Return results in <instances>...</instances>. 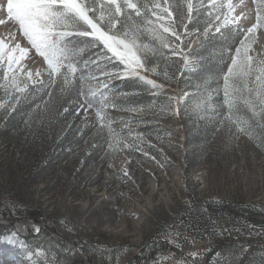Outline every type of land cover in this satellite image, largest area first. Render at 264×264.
Returning a JSON list of instances; mask_svg holds the SVG:
<instances>
[{
	"label": "rangeland",
	"instance_id": "1",
	"mask_svg": "<svg viewBox=\"0 0 264 264\" xmlns=\"http://www.w3.org/2000/svg\"><path fill=\"white\" fill-rule=\"evenodd\" d=\"M89 2L95 3V0ZM118 2L123 3V0ZM230 2L234 11L227 16V22L225 13L228 9L221 5H226L228 0H215L216 7L212 6L213 0L207 3L205 0H191L192 12L207 7L206 15L215 17L211 28L218 24H233L232 19L242 12L244 15L241 16L239 24L243 25L245 30L257 22L258 0ZM100 3L105 5L106 24L107 0H100ZM155 3H159L162 8L168 7L173 14L172 19L176 21V30L183 34L184 28L180 21L188 15L186 0H167L166 5L165 0H151L148 8H152ZM96 6L98 11L95 15L98 17L100 4ZM162 8L158 11L165 17L163 21H156L151 12L150 15L156 28L169 34L163 30L164 27L170 26V21ZM180 8L183 17H180ZM216 16H220V19L216 20ZM184 23L187 24L188 21L184 20ZM11 29L16 33L21 45L29 47V56L34 57L24 61L25 72L31 70L33 78L37 79L35 72L40 70L38 79L43 81L47 77V64L43 62L42 57L35 54L26 39L20 38L21 34L16 31L14 24L10 22L7 27L0 25V39L5 38ZM127 37L128 41L129 37L133 40L138 38L137 34H128ZM183 39V53L175 56L183 57L187 71L198 64V58L189 54L196 46L198 37H192L188 32ZM7 43L8 40L5 39V44ZM75 46L81 48L78 41ZM136 46L139 51L137 47H133L132 51L140 58V51L146 49V45L138 41ZM94 51L95 49H91L92 53ZM249 55L254 57L252 70H245L247 74L244 75L243 82L236 86L233 82L232 86L236 88L242 84L244 94L256 86V76L261 75V69L264 68V27L257 28ZM90 69V64L87 68L82 67V70ZM142 74L148 80L152 78L149 74ZM17 82L21 87H24L25 83L27 86L32 84L23 75ZM5 86L8 92L14 91L11 78L6 80L0 70V88L6 94ZM216 88L219 87L215 86L207 99H201V105L205 109L204 119L213 126L214 132L205 145L202 148L197 147V152L191 153L188 159V149L183 146L185 131L176 115L178 104L169 98L175 97L181 105L185 103L189 91L176 89L171 92L165 88L163 92L169 94L166 106L158 109L157 117L152 116L155 122H147L152 134L149 136L126 129L124 140L121 146L115 149L114 156L110 139L107 146L103 147L101 155L104 159L107 154V163L104 166L98 164L100 156L86 164L83 156L87 155L88 147H83L77 153L70 152L71 167H47L39 171L36 166L44 160L47 161L54 149L47 151L41 142L34 148L20 149L24 131L12 125L3 126L5 132L0 135V218L15 214L19 208H38L55 222L60 235L89 241L101 264H126L127 257L136 254L139 247L151 237L155 238V229L156 237H167L170 242H177L181 252L188 257H193L191 253L204 254L213 245L215 236H229L232 228L227 222L236 223L239 231L246 230L253 236L252 239L259 233L261 237L264 236L263 230L254 232L243 220H231L227 216L224 222L226 217L218 219L200 215L206 211L207 201L216 207L232 203L264 210V128L256 121L248 119L251 129L250 134H245L236 133L234 126L226 127L214 123L216 116L212 112L209 113V101L217 95ZM221 92L219 89L218 94ZM4 98H8V95L1 97L0 103H4ZM222 103H217V107ZM79 104L84 105L80 107L84 118L93 116L96 104L88 108L83 99H80ZM108 107V103H102L97 110L102 109L103 113H107L110 111ZM257 111H260V106H257ZM107 118L109 120L110 116ZM259 121L264 124V119L260 118ZM108 123L110 125L112 122ZM130 157H133L134 161L130 160ZM189 161H195L197 164L188 167ZM125 170L127 176L124 175ZM192 197L199 200L194 202ZM185 205L189 209L187 211L199 217V227L191 233L188 232L187 225L182 226L184 231L179 236V222L166 223L165 219H162L163 222L160 220L164 213L169 214L176 207ZM12 233L0 234V264H53L57 256L63 260V264L64 261L65 264H74L72 248H63L43 235L30 242L17 236L16 242H13L9 239ZM155 261L154 264H183L182 257L173 252L160 254Z\"/></svg>",
	"mask_w": 264,
	"mask_h": 264
},
{
	"label": "trees",
	"instance_id": "2",
	"mask_svg": "<svg viewBox=\"0 0 264 264\" xmlns=\"http://www.w3.org/2000/svg\"><path fill=\"white\" fill-rule=\"evenodd\" d=\"M208 1L205 0V3ZM133 2L141 7L142 14L137 16L135 12L127 8L124 9V14L120 16L122 23L118 25L121 38H125L124 32L137 34L138 38L135 39V42L145 43L146 49L140 51V59L145 63L146 68H154L155 71L143 72L151 75L152 78L149 80H154L157 85H162V87L153 88L147 81L136 76L126 79L113 77L107 88L99 87L100 81H107V77L100 75V70L97 69L96 65L90 64L92 69L88 70L89 72L82 70V67L84 68L83 61L89 57L92 59L95 57L92 56L90 48L78 41L81 47L77 48L78 52L75 57L78 62V71L75 76L70 78V83L65 84L62 77H57L56 83L49 85L46 77L43 80L45 81L43 86L39 84L27 86V91L21 96V101L16 103L15 110L11 109L13 100L9 97L4 98L5 107L0 109V135L5 132L2 129L3 126L20 127L24 131L20 149L34 148L40 142L47 151L54 149L47 161L44 160L39 163L36 169L44 170L47 167L55 168L56 166L71 167L72 161L70 162V160L72 157L70 154L77 153L83 147H88L87 155L83 156L86 164H90L100 156L98 164L104 166L107 163V154L105 153L104 159L101 155L103 147L107 146L110 139L112 140L111 149H113L112 155L114 156L115 149L120 147L124 140L126 129L149 136L152 134L147 122L151 124L152 120L154 121L152 116L157 117L158 109L166 106L169 94L163 92L165 88L171 92L177 89L190 93L185 103L178 105L179 112L176 109V115L181 120L185 131L183 146L188 149L187 159L191 153L197 152V147L202 148L206 141L212 137L213 126L204 119L205 109L201 105V99H207L211 90L215 86L219 87L218 89L222 92L211 97L209 113L219 111L217 103L220 104L223 101V73L227 71V67L231 64V56L235 54V49L244 38V32L241 30V28L245 30L244 26L240 24H218L217 26H220L219 32H216V27H213L206 33L204 30L208 28L210 23H213L214 15H206L207 7L192 12L193 17L191 22L187 23V27L192 37H198V41L196 46L189 51V54L198 58V64L197 67L186 71L183 57L172 55L170 48L163 46V43L171 45L174 37L161 32L154 25L150 11H147L148 5H151V0H133ZM180 13V17H183L181 8ZM176 17L178 18V16ZM149 20L152 23H148ZM157 36L161 39H157ZM146 37L147 39H145ZM132 40L129 37V41ZM98 63L101 64L104 71L113 67V65L104 62ZM82 75L85 77L83 81L81 80ZM92 77L96 78L93 79ZM244 79V75L235 77L230 81V84L233 86L234 82L236 86L238 83H242ZM236 89L240 90L236 93L237 100L234 109L236 116L245 121L248 119L259 120L260 117L253 118L252 112L243 103V99L239 98L249 95L248 92L243 93V85L241 84ZM1 90L0 88V98L6 97L5 92ZM50 92L52 93L51 96L49 95ZM80 99H83L84 102L90 101L93 106L97 105L96 108H93L94 114L90 118H84L81 115ZM102 103H108L110 110L103 113L104 127H101L100 119L96 115L97 107ZM197 104L200 106L197 107ZM113 105L116 107H112ZM107 116H110L109 120ZM108 121L112 123L109 125ZM109 127L112 129L111 133ZM130 160L134 161V158L130 157ZM195 164H197L195 161H189L187 166L193 167ZM192 200L197 202L199 199L192 197ZM205 207L206 211L201 212L200 215H209L218 217V219L226 217L223 219L224 222L228 216L231 220H243L254 232L264 231L263 209H252L232 203L216 207L208 201L205 203ZM17 210L13 215L7 214L0 218V234L17 233V236L26 242L43 235L54 240L63 248H72L74 264H101L89 241H83L78 237L60 235L55 222L40 209L23 207ZM187 210L189 209L186 205L185 207H176L169 214L164 213V217L160 221L163 222L162 219H165L166 223L169 221L172 223L179 222L177 226L179 236L184 231L182 229L185 225H187L188 232L194 233L199 227L197 226L199 217ZM227 224L232 228L229 236H215L213 245L204 254L195 257H188L182 253L177 242L172 243L167 237H156L157 231L155 229V240L151 237L143 243L136 254L127 257L126 264H154L158 255L168 252H173L182 257L183 264H192L193 260L197 261L198 264H264V236L261 237L259 233L255 237L256 241L246 230L241 229L239 231L236 223L227 222ZM37 228L39 229L38 232L36 231ZM53 264H63V260L57 256Z\"/></svg>",
	"mask_w": 264,
	"mask_h": 264
},
{
	"label": "snow or ice",
	"instance_id": "3",
	"mask_svg": "<svg viewBox=\"0 0 264 264\" xmlns=\"http://www.w3.org/2000/svg\"><path fill=\"white\" fill-rule=\"evenodd\" d=\"M97 4H100L98 17L95 15L98 11ZM166 4L167 0H165ZM258 4L257 22L246 30L241 28L244 32V38L235 49V54L231 56V64L227 67V71L223 73V103L218 105L219 111L214 113L216 116L214 123H219L226 127L234 126L236 133L250 134L251 125H249L248 121L242 120L235 114L236 93L240 90L233 88L230 81L235 77L246 75L247 72L245 70H252L254 57L249 55L251 42H254V34L257 28L264 27V0H258ZM212 6L216 7L215 0H213ZM104 7L105 5L100 3V0H95V3H90L89 0H0V25L7 27L10 22L14 24L16 31L21 34L20 38L26 39L31 48L35 50V54L43 58V62L47 64L45 71H47V83L49 85L55 84L57 77H62L63 82L68 84L70 83V78L77 73L78 62L75 57L78 49L75 46L76 41L84 43L90 49H95L92 53L95 59L89 57V59L83 61V66L87 68L89 64L96 65L97 69L100 70V75L107 77V81H100L99 87L107 88L113 77L126 79L136 76L141 80H147V77L142 72L155 71V69L146 68L145 63L132 51L133 47H137L135 40L128 41L127 32L123 33L125 38L122 39L121 31L118 28V25L122 23L120 16L124 14L125 8L140 16L142 14L141 7L134 3L133 0H123V4L119 3L118 0H107L106 24ZM145 7L147 8V6ZM221 7L228 9V12L225 13V22H227V16L234 11V6L228 0V3L221 5ZM161 8L162 6L159 3H155L147 11L151 12L152 17L156 21H163L165 17L158 11ZM162 10L167 14V18L170 21V26L164 27L163 30L169 33L171 37H174V40L171 45L161 42L164 47L170 48L172 55H182V45L185 42L183 36L189 32L184 20L189 23L192 20L191 0H188V15L180 21L184 28L183 34L176 30V21L172 19L173 14L168 7H163ZM243 15L244 13L242 12L239 16H235L232 19V23L239 25ZM219 19L220 16H216V20ZM148 23H152V21L149 20ZM211 27L212 24L210 23L204 31L207 33ZM196 31H199V29H196ZM215 31L219 32L220 26H216ZM156 38L161 39L158 36ZM5 39L8 40L7 44H5ZM137 51H139L138 47ZM29 52V47L22 46L13 31H8L7 36L0 39V70L3 71V76L6 80L9 77L11 78V87L14 90L8 92L7 86H5L6 95L13 100L11 104L12 110H15L16 103L21 101V96L27 91L26 83L24 87H21L20 83L17 82L21 75L27 81H31L33 85L39 84L43 86L45 83V81L38 79L41 75L40 70L35 72L37 79L33 78L34 74L31 70L25 72L24 61L34 59V57L29 56ZM98 62L111 64L113 67L108 71H104ZM185 62H187L186 58ZM92 78L95 79L96 77ZM84 79L85 77L82 75L81 80L83 81ZM147 83L152 85L153 88L162 87V85H157L153 80H147ZM218 92L219 89H217V94ZM16 93L20 95H16ZM253 93L255 94L254 96ZM248 94V97L239 98L243 99V103L252 112L253 118L260 117L264 119V68L261 69V75L256 76V86L253 89H248ZM49 95L51 96L52 93L50 92ZM169 100L175 101L178 105L180 104L175 97H170ZM85 102L88 108L93 106L90 101L86 100ZM83 106L81 104V107ZM199 106L197 104V107ZM257 106H260V111H257ZM0 107H5V104L0 103ZM112 107H116V105ZM179 110L178 107L177 112ZM96 115L100 119L101 127H104L103 110L98 109ZM256 123L261 128H264V124H261L259 120ZM109 131L110 133L112 132L110 127ZM109 147H111V144H109ZM124 175H128L127 170L124 171ZM36 231L38 232L39 229L37 228ZM9 239L16 242L17 233H12ZM190 255L195 257L197 253H191ZM192 264H198V262L193 260Z\"/></svg>",
	"mask_w": 264,
	"mask_h": 264
},
{
	"label": "bare ground",
	"instance_id": "4",
	"mask_svg": "<svg viewBox=\"0 0 264 264\" xmlns=\"http://www.w3.org/2000/svg\"><path fill=\"white\" fill-rule=\"evenodd\" d=\"M186 4L188 5V0H186ZM10 30V29H9ZM12 30V29H11ZM13 31V30H12ZM6 37V36H5Z\"/></svg>",
	"mask_w": 264,
	"mask_h": 264
}]
</instances>
